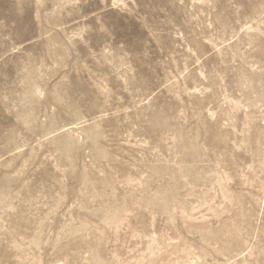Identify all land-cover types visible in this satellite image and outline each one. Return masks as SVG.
<instances>
[{
	"label": "rangeland",
	"instance_id": "rangeland-1",
	"mask_svg": "<svg viewBox=\"0 0 264 264\" xmlns=\"http://www.w3.org/2000/svg\"><path fill=\"white\" fill-rule=\"evenodd\" d=\"M0 264H264V0H0Z\"/></svg>",
	"mask_w": 264,
	"mask_h": 264
}]
</instances>
